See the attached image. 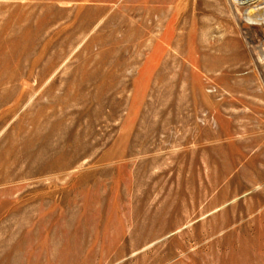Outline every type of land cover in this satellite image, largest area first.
<instances>
[{
	"label": "rangeland",
	"instance_id": "obj_1",
	"mask_svg": "<svg viewBox=\"0 0 264 264\" xmlns=\"http://www.w3.org/2000/svg\"><path fill=\"white\" fill-rule=\"evenodd\" d=\"M240 7L0 0V264H264V23Z\"/></svg>",
	"mask_w": 264,
	"mask_h": 264
},
{
	"label": "bare ground",
	"instance_id": "obj_2",
	"mask_svg": "<svg viewBox=\"0 0 264 264\" xmlns=\"http://www.w3.org/2000/svg\"><path fill=\"white\" fill-rule=\"evenodd\" d=\"M230 1L236 2V3L244 6V7H240V9H243L242 12L240 13V16L243 17L245 19V21L251 22V23L258 21V22H260V24L264 23V18H262V19L257 18L256 16L258 13L252 12V11H258L259 7L256 5L264 4V0H230ZM253 3H255V4L253 5ZM238 10L239 9L237 8V11ZM201 60H202L204 69L207 71V73L209 75H212L214 72H216L217 70L220 69V66H221L224 58L219 54H212L211 52H207Z\"/></svg>",
	"mask_w": 264,
	"mask_h": 264
}]
</instances>
